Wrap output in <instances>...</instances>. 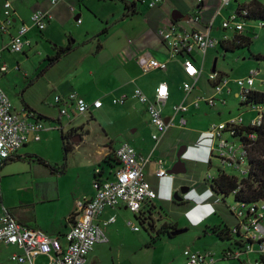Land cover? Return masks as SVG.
I'll use <instances>...</instances> for the list:
<instances>
[{
  "label": "crops",
  "instance_id": "crops-1",
  "mask_svg": "<svg viewBox=\"0 0 264 264\" xmlns=\"http://www.w3.org/2000/svg\"><path fill=\"white\" fill-rule=\"evenodd\" d=\"M233 1L234 4L237 5V7L235 8L232 2V4L228 8L223 10L222 17H218L213 25L211 35L217 39H221L225 34V31H223L221 28V24L224 18L232 15V13L237 10L238 5H243L245 2V0ZM131 2L136 3L137 14L127 17L123 20L122 18L125 16V3ZM214 2L215 0H208L207 4L208 6L212 7V4H214ZM97 3L98 5L110 4L114 7L119 6L122 10V14L119 19L115 18L112 22H104L105 24L111 26L109 32L110 30L112 32L115 28L122 25L124 22L138 17L140 13L143 12L146 17V22H143L146 27V34L137 42L132 41L131 43V40L128 41V43L123 48L118 49V51L117 49H114L113 51H110V49H108V46L104 44L101 39L104 36L95 37L84 47H80L76 52L72 53L69 56H66L68 62H66L64 66L59 67L55 72L52 73V71L54 70L48 68L46 70L44 69L45 72L40 77L38 76L40 74L38 71H35L32 77L26 75V77L29 78L30 81H33V84L30 86V90H27L25 92H23V89L27 86H25L24 88H20L18 87L17 83H14L9 79L10 66H8L9 64L6 61V55L12 56L14 53L9 51L8 49L4 50V48L8 46L11 38L16 34L19 26L27 24L30 27H33L31 18L34 12L38 10L51 11L54 18L50 21L48 26H51V24L54 23L57 24L59 28H62L61 31L64 33L65 43L58 44L53 41V39L45 37L44 31L46 29L44 31H39L36 28H31L30 32L28 33V38L32 41V46L22 52L24 56H28L27 52L34 50L36 47H38L39 41L45 39L46 42H49V46L56 54L55 48L68 46V44L71 42V38L75 39L77 41V44H80V42L84 41L85 36L88 35L89 38H92L96 34H98L103 29L104 25H102L97 33L90 34L89 31H85L84 35L79 38L78 35H76L74 29H72L73 19H75L77 25H82L84 24L82 19V16L84 14L83 7L92 14L96 10L94 11V9L88 2H86V0H73L70 2L65 1L61 2V4L56 7H53L51 5V0H47L45 2H38L36 6L32 8V12L27 18L29 20L24 18L23 13L18 12V9H16V7L14 6V10L16 12V21L14 27L7 34H2L0 32V50H3V62L8 67V71L6 73L0 74V85L13 103L15 112L21 115L24 111H33L36 114L44 116L48 120H58L60 118L62 126L57 125L56 127L53 126V128H51L52 124L51 127L48 125L46 127L47 130L41 133L40 142L43 141V135L45 132L51 131V133L53 132L52 134H54V132L58 130V133L71 132L73 137L69 138V142L74 146L73 153L65 161L63 156L62 138L60 141L62 157L56 159H48L43 157L41 153L37 151V146H39L38 144H36L37 142L30 141L12 158L4 163H0V218L5 214H9L26 228L39 229L46 232L50 236L60 238L63 247L66 248L68 243L66 242L65 236L70 229L69 219L75 212L76 202L83 198L94 197L95 191L93 188V181L95 179V171L97 169H100L102 171V169L99 168V165L103 162V160L106 157L112 155L114 150H116L122 144L129 143L136 149L139 155H151L152 162L146 170L147 180L159 191L160 195L162 196L161 190L168 188V186H170L169 191L173 192L172 200H169L167 202H171L169 203V205L174 209L175 212L171 214L166 211L165 213L163 206L159 205L155 201L153 203L158 208V210L156 209L158 214L168 216V222L173 221L179 229H183L186 226L181 225L183 222V215L186 213L188 214L191 206H194L199 201L197 199L198 197H196L195 199H190V195L188 194L190 191L194 190V187L196 185L202 183L204 192L201 193V197H205V200L213 205V207H211L210 204H208V209L206 208L207 212L209 213L208 218H210V223H207L205 225V228H212L213 226L217 225L215 220H213V215L218 216L215 213H218L216 204L219 202L217 200L218 197L211 191L210 184L206 179L207 176H210V178H215V174L211 172L217 167L216 163H200L204 165L203 168L201 167V169H210V175H207L206 177H203V173L201 171L200 174L197 172V174L192 177H186V163L184 162V159H182L181 161L178 159V154L182 150L183 144L180 145L177 149H173L172 146L168 152L161 151V147H169L170 142H166L164 139L165 137H167L166 135L171 131V129L177 126L176 119L179 118L180 121L182 116L174 117L175 127L171 128L163 136L162 141H164L163 143L161 142L162 144L160 143L161 146L159 145L160 150L158 151L157 149L154 153H152L153 148H155L153 135L157 134V130L152 126L150 122V117L147 113L146 107L140 104L137 100L133 99L132 96L133 92L137 88H140L149 98H153L158 86L162 83H166L169 86L170 97L166 107L163 110V115L166 119L171 117L173 118L174 106L182 103L185 99L183 84L185 82L191 81L185 76L182 61L180 59L170 61L167 60L169 54L166 46L162 43L161 39L158 36V31L165 30L167 28L173 14H175L176 12H178L179 16L183 15L184 18L193 15L195 10L198 8L195 0H166L165 4L153 9L148 6V0H146L145 3H140L137 0H132L130 2L128 0H97ZM1 5L2 3L0 2V12L2 13ZM71 5L75 6V12H71ZM75 13L77 14L75 15ZM211 15L212 11L206 13L205 22L210 21ZM96 16L97 15H95V17ZM77 17L82 20L81 24L77 23ZM184 21L185 19L179 20L177 23L182 26L184 24ZM67 25L71 26L68 27ZM34 29L38 30L40 34H34L32 32ZM99 45L101 46L100 49H98ZM94 46L95 51L92 50ZM212 52L218 53L219 50H210L208 52V56ZM148 54L160 61H168L167 70L172 69L177 73L181 72L183 75L182 83L176 85L169 79L167 75L159 74V72L164 71L158 70L147 74L143 73L140 65L137 62V59L140 56ZM48 57H50V55L47 54V58L44 61H46ZM65 58L61 59L58 64H61ZM195 58L196 65L198 66V58L196 56ZM217 62L218 59L216 58L213 63V68L215 65L217 66ZM19 68L20 67L17 64V70H19ZM250 70H248V72ZM248 72H246V74L243 76H239V79L246 77L248 75ZM220 73H222V77L227 76L223 72ZM27 78L24 79L25 83H28ZM202 78L203 75L200 78L199 83L196 85L197 90L194 89L192 95L188 98L189 102H192V100H194L196 97H200L201 91L203 90L202 85H200ZM3 81H8L11 87H8L7 84H3ZM42 81H45V92H36L34 94H30L32 93V90L37 86V84L42 83ZM207 82L210 84L212 90V95L208 97L214 96L215 98H217L218 102L221 98L225 99L226 101L228 100V97L239 98V91L234 92V90L230 86L231 83L229 84V88L231 89L230 92L228 91L229 89H225L222 95H215V91L213 85L209 80V77L206 83ZM71 93L78 94V96L85 99L90 104H92V102L101 100L103 102V108L93 109L91 112L85 115L77 116L72 121H69L65 117L62 118L59 115V107L54 104L55 97L66 96ZM123 95L129 96L124 104L116 105L113 103L114 99L118 97L121 98ZM203 104L205 103H201V106L198 109L190 106L188 112L183 114L185 119L187 116L188 120L186 119V121H188V123L189 118L198 117L199 115L207 116L209 112H215L218 118H221L225 111H227L228 117L226 120L222 121L223 123L225 121L227 122L234 116L232 115L233 110L231 108L221 105L220 103H218L215 108H211L206 104ZM110 115L114 116L116 120L113 123H109V125H114L117 126V128H121L114 135L107 130L108 127L104 125L102 121L110 117ZM246 122L248 123L249 121L245 120V123ZM86 131H88L89 134H87ZM81 134H84L83 137L79 136ZM193 135H195L194 132L192 135L187 134L186 138L188 139L186 141L189 142ZM80 138H82V140L77 143ZM174 152L177 154V160L174 159ZM29 154L39 156L40 158L47 161L51 166H57L58 170H61L62 166L64 165L66 170L64 173H61L60 171L58 173H55L54 171L44 167L43 165H40L34 161H29L28 158L17 159L18 156L26 157ZM168 157L169 159L171 158V161H174L175 166L172 168L170 165L171 161H169ZM160 159L166 160L165 168L168 171L173 170L179 163L182 164V167H179L180 171L178 173L169 175V177L171 178L165 177L164 179H162L161 177H157L156 175V172L159 169L157 160ZM217 168L218 171L219 169H221L220 166H218ZM118 169L119 168H116L113 171H109L107 168H105L103 173L99 175V178L103 180L112 179L114 173ZM224 172H226V170H224ZM70 177L75 178L74 182L72 183V187L67 184ZM158 179L163 180L160 185H158ZM184 187H188L189 190L191 188V190L188 193L183 194V200L181 202H176L174 200V195L176 194V192H180L181 194V190ZM175 202L178 204L182 203V205H175ZM212 202H214V204H212ZM153 203L149 202L147 204L150 205ZM183 203H188L189 205ZM208 210H212V215ZM120 211L129 212L132 215L134 226L140 228V223L136 219V216L139 215H134L127 209L126 206L119 205L116 208H106L103 214L100 216L99 221L102 222L108 221L111 218H115V222L109 224L106 227V230L110 227V225L117 223V214ZM213 211H215V213H213ZM153 218H155V215ZM140 231L141 229L137 232ZM203 236L205 237L207 235L203 233ZM98 246H96V248ZM96 248L94 252L90 254L88 258V264H101L99 256L95 255ZM188 249L195 250V248ZM0 250L7 251V259H9V261L11 260L10 257L13 254H23V251L20 248L6 245L4 243H0ZM216 258H221V253H218V257L216 256ZM258 258L259 256L255 260H257ZM12 263L13 262L10 261L6 262L5 264ZM34 264L54 263L52 262L51 257L43 255L36 258ZM181 264H185L184 255L182 256Z\"/></svg>",
  "mask_w": 264,
  "mask_h": 264
},
{
  "label": "built area",
  "instance_id": "built-area-1",
  "mask_svg": "<svg viewBox=\"0 0 264 264\" xmlns=\"http://www.w3.org/2000/svg\"><path fill=\"white\" fill-rule=\"evenodd\" d=\"M70 2L73 0H51L53 7L58 6L61 2ZM208 0H195L197 9L191 18L184 22L182 26L173 21L168 23L165 30L158 31V36L168 51V61L176 60L183 56L182 66L186 77L191 82L183 84L185 99L179 105L174 106V116L166 121L163 110L166 107L170 92L169 86L162 83L156 89L154 98H149L140 89H137L134 98L140 104L146 106L152 126L157 130L153 135L156 142L155 149L162 141L163 136L169 129L175 127L174 117L182 116L180 119L181 127L186 125V119L183 114L188 112L189 107L193 106L198 109L201 103H205L211 108H215L218 103L226 105V100L217 101V98H197L189 102L188 98L192 95L196 85L199 83L204 70V63L208 52L218 47L221 41H234L241 35L245 34L248 26L249 11L242 8L240 12H234L227 18H224L221 28L225 31L223 38L220 40L213 37V25L222 12L227 8L232 0H215L212 7L208 6ZM252 1V0H249ZM2 3L1 11L3 18L0 22V32L7 34L15 24V10L13 0H0ZM145 3L146 0H138ZM166 3V0H148L150 8H156ZM203 8V9H201ZM71 12H75V6H70ZM212 11L209 22H205V15ZM54 16L51 11L38 10L34 12L31 18L33 27L27 24L19 26L16 34L11 38L8 46L4 48L13 53H22L25 49L32 46V41L28 38L31 28L44 31ZM78 24L82 20L77 21ZM264 27V23H257L256 27ZM228 33V34H227ZM132 43V41H130ZM3 50H0V74L8 71L7 65L3 62ZM198 58V66L196 58ZM168 61H160L150 54L140 56L137 59L143 73L147 74L156 70H166ZM260 70L251 69L244 78L234 80L239 89L238 97L245 101V95L254 91L256 80L260 76ZM209 80L213 85L215 95H222L225 89L229 88L230 80L222 77L220 73H211ZM233 82V81H232ZM128 97L123 95L115 100V104L124 103ZM241 101V102H242ZM54 104L59 107L61 116L68 120L76 116L85 115L93 109L103 107L101 100L88 103L85 99L76 93L66 96H56ZM257 116L251 119L247 124L251 126H261L264 123V106H255L251 109ZM32 112L24 111L21 115L14 110L13 103L0 85V163H4L23 148L30 141L40 142L41 133L46 130L42 123H37L33 118ZM245 120L242 115L234 117L227 122L214 124L209 130V135L216 144L213 145V154L217 155V160L221 168H230L243 175L248 173L247 151L241 145L230 141L229 136H233L237 127H245ZM255 139L250 135L249 140ZM235 146H239L241 154L238 155ZM116 156L120 162L119 169L114 173L112 179H100L93 183L95 195L92 198H83L76 202L75 223L70 225L66 235L67 248L63 249L62 243L51 237L46 232L39 229H29L19 224L12 216L5 214L0 218V243L15 245L24 251L25 256L14 255V261L20 264H34L38 256H50L54 264H88V257L92 254L98 245L109 243V237L106 227L115 222V218L108 221H99L100 216L106 208H116L119 205L126 206L132 213L138 214L144 205L148 202H154L158 199V192L147 180V166L151 163V156L143 157L139 155L136 149L129 143L122 144L116 150ZM157 176H167L164 169V161L159 160ZM1 166V165H0ZM98 175L101 173L97 170ZM210 178V176H208ZM233 210L239 218L245 217L244 211H239L235 206ZM251 217L246 224L242 225V231L247 232V236L254 244L249 246L246 252L236 253V257L242 256L251 251H256L259 258L264 257V203L253 205L249 208ZM249 224L248 226H246ZM128 226L134 231H139V227L134 226L132 221ZM55 257H53L54 255ZM56 255L58 257H56ZM248 255V254H247ZM185 264H218L223 262V257L216 258L210 252H199L191 249L184 251ZM252 264H264L259 260ZM245 264H251L243 259ZM229 264V263H225Z\"/></svg>",
  "mask_w": 264,
  "mask_h": 264
},
{
  "label": "rangeland",
  "instance_id": "rangeland-1",
  "mask_svg": "<svg viewBox=\"0 0 264 264\" xmlns=\"http://www.w3.org/2000/svg\"><path fill=\"white\" fill-rule=\"evenodd\" d=\"M47 0H14V6L16 9H18V12L23 13L24 18H28L30 16V13L32 12V8L36 6L38 2H45ZM129 2L132 0H128ZM264 4V0H259ZM91 7L94 9V13H90L83 7V22L82 25H77L75 22V19H73L72 22V29H74L76 35H78L79 38H81L85 31H89L90 34L97 33L102 25H104V22L109 21L112 22L115 18L119 19V17L122 14L121 8L114 7L113 5L107 4V5H98L97 0H86ZM248 0H245L244 4L247 3ZM233 5L235 8L237 7L236 4ZM233 6V8H234ZM80 12V11H79ZM78 12V13H79ZM77 13H75L76 15ZM95 15H97L95 17ZM3 18V13L0 12V22ZM145 15L143 12L140 13L138 17L133 18L132 20H128L124 22L122 25L115 28L112 32L110 30L109 34L107 36L102 37V41L104 44L108 46V49L110 51H113L114 49H121L123 48L128 41H135L137 42L140 40L145 34H146V27L143 22H146ZM107 19V20H106ZM29 20V19H27ZM68 27L71 25H67ZM62 28H59L57 24L52 23L51 26H47L46 30L44 31V35L47 38L53 39L56 43H65L64 40V33L61 31ZM247 31L245 32L249 36L251 35V31H255L257 36L253 41V45L251 47V50L248 51L247 49L242 50H236L233 53H225L224 49L219 47V52H212L209 54V56L205 60V68L203 70V78L200 82V85H202L203 90L201 91L200 97H207L212 95V90L210 87V84L206 81H208L209 74L212 73L213 63L214 60L217 58V70L218 72H223L227 76L225 79L230 80L231 88L234 90V92L239 91L236 84H234L232 81L239 79V76H243L248 72V70L255 68L260 70V77L256 80L254 89L257 91H264V60H259L257 58H253L252 56H264V28L261 27H255L253 23H249L247 26ZM34 34L39 33L38 30L34 29L32 31ZM40 34V33H39ZM95 51V46L92 49ZM47 54L50 55V57H54L55 52H53V49L49 46V42H46L45 40H40L38 47H36L34 50L27 52L28 56H24L22 53H14L12 56L6 55V61L8 62V66H10L9 70V79L17 83L18 87L24 88L27 83H25L24 79L27 78L26 75L32 77L33 73L35 71H38L40 74L44 72V69L49 65L50 61L46 60ZM67 57L64 59V61L61 64H55L51 66L49 69H53L55 72L59 67L64 66L67 61ZM17 64L19 65V70H17ZM40 69V70H39ZM38 73V74H39ZM51 73V74H52ZM159 74H164L169 77V79L175 83L176 85H179L183 81V75L181 72L173 71L172 69H168L164 72H159ZM263 78V79H261ZM3 84H7L8 87H11L8 83V81H3ZM41 84V85H40ZM45 81H42V83L37 84V86L32 90V93L34 94L36 92H45L44 85ZM29 94V95H30ZM217 97V96H216ZM119 98V97H118ZM223 98L219 99L221 101ZM241 98H235V97H228V108H231L233 110L232 115L233 117H239L242 115L245 120L249 121L252 118L257 116V113L254 111H251L249 108L240 106ZM16 104V102H15ZM205 105V104H203ZM220 107V105H219ZM60 115V111H59ZM58 115V116H59ZM112 115V114H111ZM108 117L105 120H102L104 125L108 127V131L111 132V134H115L118 132L121 128H117V126L109 125V123H113L116 118L114 116ZM57 116V117H58ZM61 117V116H60ZM228 117V112L225 111L223 116L221 118H218L217 114L215 112H209L207 116L199 115L198 117L189 118L188 125L183 128L179 125L178 122L179 118L176 119L177 126L166 135L165 141L170 142L169 147H161V151L168 152L170 148L173 146V149H177L180 145H184V143L188 138H186L187 134L192 135L193 132L195 135L192 136V138L189 140V145L194 147L193 145H198L202 147V150L205 149L202 152H205V160L202 159V156L199 155V152L201 149H198L197 151L192 150V148L189 146L188 149H186V152L191 154L187 157L186 168H187V174L186 177H192L197 172L200 174V171L203 173V177H206L207 175H210V169H201L203 168V164L200 163H208L209 164V158L217 157L216 154H213L212 147L216 142L210 137L209 130L214 124L223 123L222 121L226 120ZM64 118V117H62ZM186 119L188 120L187 116ZM226 122V121H225ZM41 123L44 125V127H47L48 125L51 127H56L59 125L55 122H49L47 120L41 121ZM51 130V129H50ZM202 132V133H201ZM53 133V132H52ZM51 131H47L43 135V141L37 142L39 146H37V151L41 153V155L48 159H56L59 157H62L61 147H60V141H61V134L58 133V130L52 134ZM56 133V134H55ZM99 134V133H98ZM202 135H206V145L202 144L204 142V139L201 137ZM50 140V141H49ZM163 140V141H164ZM162 141V143H163ZM161 143V144H162ZM181 143V144H180ZM160 144V146H161ZM160 146L158 148V151L160 150ZM188 146V145H187ZM205 146H207L205 148ZM191 148V149H190ZM235 150L238 155L241 154V149L239 146H235ZM160 153V152H158ZM175 153V152H174ZM176 153L174 155V159L177 160ZM163 157V156H162ZM169 159V157H168ZM173 159V157H172ZM171 161V158L169 159ZM216 163L217 167L220 165L219 161H214ZM219 163V165H218ZM171 168L174 167V161L170 162ZM215 168L212 170L211 173L215 174V177L218 174V168ZM42 168V167H41ZM203 170V171H202ZM226 172L231 175L235 176L238 179H242L243 175L239 172H236L230 168L226 169ZM71 176V175H70ZM169 177V176H168ZM208 177V176H207ZM171 178V177H169ZM68 185L72 187V183L74 182L75 178L70 177L68 179ZM160 185L163 180L158 179ZM169 187L161 190L162 198L159 201H156L159 205L163 206L164 212L166 211L168 213L173 214L175 211L174 209L169 205L171 202H167V200H172L173 198V192L169 191ZM204 192V187L199 186L195 190H192L189 192L188 195H190V199H195L198 197V200H203L205 197H201V193ZM218 200V198H217ZM194 201V200H193ZM227 203L230 205H234V199L233 197L228 198ZM195 202V201H194ZM199 203V204H198ZM194 206L196 208H200L201 205L204 206L205 204H210L208 201L204 202H198ZM173 206V205H172ZM206 207L201 208V211L198 213H193L191 217L195 221H189L190 218L186 217L187 213L183 215V222L182 226H185L183 229H188L187 232L180 234L176 236L174 239H168L166 237H162L161 240H159L156 244H154L153 248L147 249L146 243H151V236L153 238L157 237V233L152 231L147 232L143 228L140 232L134 231L132 227L128 226V221L132 220V215L127 211H120L118 212V221L116 224L110 225L109 228H107V234L109 236V243L106 245H101L96 248L95 255L99 256L101 264H181L182 263V256L183 251L187 248H195V250L199 251H206L211 252L215 254L218 257V253H221V250L223 247H228V242H222L219 239H217L214 236H203V230L205 228V225L207 223H210V218H206L209 213L205 211ZM155 220L158 222L157 228H160V230H165L163 228L164 225L170 224L169 217L164 216L163 214L159 215L158 213L155 214ZM212 215V214H211ZM210 215V217H211ZM171 220V219H170ZM213 220L219 225L221 224V218L220 216H214ZM156 223V222H155ZM182 230L177 228L176 231ZM164 232V231H163ZM175 232V231H173ZM248 254V255H247ZM247 254L243 255L242 258L246 259V261L250 262L251 264L255 262V259L259 256L256 251L248 252ZM7 251L6 250H0V264H5L6 262H10L9 259H7ZM13 264V263H12ZM218 264H225V262L218 263ZM232 264V262H231ZM235 264V263H234Z\"/></svg>",
  "mask_w": 264,
  "mask_h": 264
},
{
  "label": "trees",
  "instance_id": "trees-1",
  "mask_svg": "<svg viewBox=\"0 0 264 264\" xmlns=\"http://www.w3.org/2000/svg\"><path fill=\"white\" fill-rule=\"evenodd\" d=\"M243 7H247V9L249 11V16H248L249 21L256 22V23H264V4L261 1L252 0L251 2L245 3V5H243ZM201 9H203V8H201ZM124 14H125V16L122 18L123 20L127 17H130L134 14H137L136 13V3L135 2L125 3V13ZM110 27L111 26L104 23L103 29L98 34H96L94 37L89 38L87 35V36H85L84 41L80 42V44H77V41L75 39L71 38V42L68 44V46L55 48L56 54L54 55L53 58L48 57L47 60H49L50 63L46 67V69L57 64L61 59L65 58L66 56H69L72 53L76 52L80 47H84L90 41H92L95 37L107 35L109 33ZM251 36H254V35L252 34ZM251 36H249L248 34L245 33L234 41H231V40L230 41H221L218 45L217 50H219V47H220V48L224 49L225 53H233L236 50H242V49H247L248 51H250L251 47L253 45V41H254V39ZM100 48H101V46L99 45L98 49H100ZM252 57L257 58L259 60H264V56L259 55L257 57L256 56H252ZM177 59H180L183 62L184 57L179 56ZM215 68L217 70V66ZM45 70H44V72H45ZM156 71H158V70H156ZM159 71H165V70H159ZM44 72H42V74ZM212 72H214L213 69H212ZM42 74H39L38 76L40 77V76H42ZM27 80H28L27 81L28 83L26 84L27 87H25L23 89V92L30 90V88H31L30 86L33 84L32 80L30 81L29 78H27ZM137 89H140V88H137ZM136 90L132 94L133 99H135L134 94H135ZM195 90H197V87H195ZM126 96L129 98L128 95H126ZM197 98H199V97H196L194 100H196ZM203 98H205V97H203ZM117 99H119V98L114 99L113 103ZM194 100H192V102ZM124 103H122V104H124ZM187 103H189V101H187ZM224 106H227V102H226V105H224ZM240 106L249 108L250 110L255 106H264V91L255 90V91H251L250 93L246 94L245 95V101H242V103H240ZM28 109H30V108H28ZM33 114H34L33 118L35 119V121L37 123H41V121H43V120H48L44 116L36 114L35 112H33ZM91 119H92V117H91ZM48 121H50V122L56 121V123H58L60 126H62L61 122H60V118L58 120L49 119ZM179 125H180V122H179ZM187 125H188V121H186V125L183 128H185ZM235 131H236V133L233 136H229V139L231 142L239 144L242 146V148L246 149L247 154H248V157H247L248 173L242 179H238L235 176H231V175L227 174L226 172H224L225 169L221 168V169H219V171H218L219 173L217 174V176L215 178L207 177L206 180L210 184L211 191L213 193H215V195L218 197L219 203L217 204V209H218L217 215L220 216L222 222H221V224H219V225L217 224V225L213 226L212 228L211 227L210 228L209 227L204 228L203 233L205 235L214 236L222 242H228V247H226V248L223 247V249L221 251V257H223V260H222L223 262L229 263V264H231V262H232V264H234V263L235 264H245L243 258L241 259V258L236 257V253L237 252L238 253L246 252L248 247L253 245L254 242L251 239H249V237L247 236V232L242 231V225L246 224L247 221L251 217L248 214L249 208L255 204L260 205V204L264 203V123L261 126H256V127L251 126L249 124H245V127H244V125L242 127H237L235 129ZM86 133L89 134L88 131H86ZM60 134H61L62 144H63V156H64V160L66 161L74 151L73 144L69 142V138H71L73 136H72L71 132L70 133L61 132ZM83 135L84 134H81L79 136L83 137ZM250 135H254L255 139L249 140ZM201 137L204 139V142H202V144H205L206 140H207L206 135H202ZM155 145H156V142L154 141V146ZM187 145L189 148V146H190L189 143H187V144L185 143L182 147H186ZM193 146L194 147H192V146H190V147L194 151L201 149L199 152V155L202 156V159L205 160V158H204L206 156L205 152H202L205 149L202 150V147H200L198 145H193ZM206 147L207 146H205V148ZM116 150H114L112 155L106 157L103 160V162L99 165V168L102 169L101 173H103L105 168H107L109 171H113L116 168H119L121 166L120 162L116 156ZM190 155L191 154H189V153H186L184 155V159L186 160V161L184 160L185 162H187V157ZM24 158H28L29 161H34L40 165H43L44 167L51 169L55 173H58L59 171L61 173H64L66 170L64 165L62 166L61 170H58L57 166H51L50 164H48L47 161H45L44 159H42L39 156H36L34 154H29L26 157H21V156L17 157V159H24ZM163 161H164V168H165L166 160L163 159ZM208 161H209V163H211V162L217 161V158L212 156L211 158H209ZM97 170L95 171V179H94L93 183L100 180L99 175L101 173L98 175ZM230 197H233L234 205H230L227 203L226 200ZM153 204L144 205L143 209H141V211L139 213V216H136L137 217L136 219L139 221L141 228L145 229L148 233L149 232L152 233V231L157 233L156 234L157 237L153 238V236H151L152 237L151 243H146L147 249L153 248L154 244H156L159 240H161L162 237H166L168 239H174L175 236H173V231H176L178 228L173 221H170V224L163 226V228H165V229L168 226L167 230L161 231L159 228H157L158 222L155 223V219L153 218V216H154V213L156 212V209L158 210V208L155 204L154 205ZM183 204L189 205L188 203H183ZM175 205H182V203L178 204L175 202ZM235 206L238 208L239 211H241V210L244 211L245 217L243 219L239 218L237 213L233 210V208ZM219 212H220V215H219ZM75 218H76V216L73 215L69 219L70 225H73L75 223ZM129 221H131V220H129ZM70 225H69V227H70ZM248 225L249 224H247L246 226H248ZM169 226H173V227L169 228ZM51 237H53V236H51ZM53 238H56V237H53ZM65 238H66V236H65ZM56 239H58L61 242L60 238H56ZM6 245H8V244H6ZM11 246H15V245H11ZM15 247H18V246H15ZM66 248H67V246H66ZM66 248L63 247V249H65V251H66ZM14 255L25 256L24 251H23V254H16V253L13 254L10 257V259H11L10 261L15 263V264H20V263L14 261L12 259L14 257ZM48 257H50V256H48ZM53 257H55V255ZM56 257H58V256L56 255ZM259 260L261 262H264V257L263 258L260 257Z\"/></svg>",
  "mask_w": 264,
  "mask_h": 264
},
{
  "label": "clouds",
  "instance_id": "clouds-1",
  "mask_svg": "<svg viewBox=\"0 0 264 264\" xmlns=\"http://www.w3.org/2000/svg\"><path fill=\"white\" fill-rule=\"evenodd\" d=\"M232 2H233V0H232ZM232 2H231V4H232ZM248 2H251V1H249L248 0ZM230 4V5H231ZM229 5V6H230ZM243 5H245V4H243ZM243 5H238V8H237V10L235 11V12H240V10L242 9V8H247V7H243ZM228 6V7H229ZM227 7V8H228ZM226 9V8H225ZM191 16L192 15H190L188 18L190 19L191 18ZM222 17V16H221ZM80 19V18H79ZM79 19H77V21L79 20ZM189 19H187V20H185L184 22H186V21H188ZM247 19H248V17H247ZM171 21H173L174 22V20H173V18H171ZM178 22V21H177ZM177 22H174V23H177ZM249 23H253L254 25H255V27H256V25H257V23L256 22H251V21H249L248 20V24ZM178 24V23H177ZM258 27V26H257ZM264 28V27H263ZM246 31H247V29H246ZM254 35V36H251V35ZM251 37L253 38V39H255L256 38V36H257V34H256V32L253 30V31H251ZM223 38V37H222ZM221 38V39H222ZM217 39V38H216ZM221 39H218V40H220L221 41ZM216 49H218V47L216 48ZM215 50V49H214ZM208 56V55H207ZM212 73H220V72H218V70H216V68H215V71L214 72H212ZM211 74V73H210ZM209 74V75H210ZM221 75H222V73H220ZM186 76V75H185ZM257 90V89H256ZM254 91H255V89H254ZM252 111V110H251ZM60 116H61V114H60ZM82 116V115H81ZM61 117H63V116H61ZM77 117V116H76ZM75 117V118H76ZM66 118V117H65ZM74 118V119H75ZM74 119H72V120H74ZM72 120H69V121H72ZM169 120V118L168 119H166V121H168ZM47 130V129H46ZM162 142V141H161ZM160 142V143H161ZM160 145V144H159ZM159 145L157 146V148L155 149H153V153L158 149V147H159ZM120 147V146H119ZM186 149H188V146H186ZM187 152H186V150L184 151V153L181 155V160L182 159H184V155L186 154ZM149 156H151V155H149ZM143 157H148V156H143ZM178 159H179V157H178ZM160 160H162L163 161V159H160ZM180 160V159H179ZM159 160H157V162H158ZM152 162V161H151ZM151 164V163H150ZM149 164V165H150ZM158 164V163H157ZM148 165V166H149ZM148 166H147V168H148ZM159 166V165H158ZM220 166V165H219ZM159 168H160V166H159ZM220 168H221V166H220ZM166 171H167V176H165L166 178L169 176V175H171V174H169V171L166 169V168H164ZM98 170H100V169H98ZM226 170V169H225ZM101 171V170H100ZM158 171V170H157ZM156 175H157V173H156ZM158 177V176H157ZM165 177H161L162 179H164ZM149 182V181H148ZM150 183V182H149ZM151 184V183H150ZM152 185V184H151ZM153 186V185H152ZM198 186H202V183L201 184H198V185H196L195 187H194V190L198 187ZM154 187V186H153ZM155 188V187H154ZM190 190H191V188H190ZM189 190V191H190ZM157 192H158V199H156L155 201H157V200H159V199H161L162 198V196L160 195V193H159V191L158 190H156ZM188 191V192H189ZM177 193V192H176ZM179 194H180V192H178ZM175 196V195H174ZM180 196L183 198V194H180ZM175 200V199H174ZM154 201V202H155ZM167 201H169V200H167ZM204 201H206L205 199H204ZM203 200H199L198 202H204ZM149 203V202H148ZM150 203H153V202H150ZM147 204V203H146ZM212 204H214V202H212ZM218 204V203H217ZM216 204V205H217ZM205 206H207L206 208L208 209V205H204V206H202L201 205V207L199 208H196L195 206H191V208L189 209V212H188V214L186 215V217H189L190 218V220H188V221H195V220H193V218L191 217V215H193V213H198V212H200V210H201V208H203V207H205ZM210 206L211 207H213V205H211L210 204ZM128 209V208H127ZM143 209V208H142ZM129 210V209H128ZM130 211V210H129ZM201 211H203V210H201ZM205 211L207 212V210L205 209ZM211 214H212V210H208ZM131 212V211H130ZM132 213V212H131ZM156 213H158L157 211L154 213V215L156 214ZM213 213H215V211H213ZM132 214H134V213H132ZM215 214H217V213H215ZM134 215H139V213L138 214H134ZM156 216V215H155ZM209 217V215L206 217V218H208ZM132 221V220H131ZM133 222V221H132ZM196 222V221H195ZM134 223V222H133ZM176 237V236H175ZM188 249V248H187ZM187 249H185V250H187ZM184 250V251H185ZM192 250V249H191ZM195 251V250H194ZM199 252H201V251H199ZM211 253V252H210ZM213 254V253H212ZM183 255H184V252H183ZM215 255V254H214Z\"/></svg>",
  "mask_w": 264,
  "mask_h": 264
},
{
  "label": "water",
  "instance_id": "water-1",
  "mask_svg": "<svg viewBox=\"0 0 264 264\" xmlns=\"http://www.w3.org/2000/svg\"><path fill=\"white\" fill-rule=\"evenodd\" d=\"M176 13L173 14V16H172L174 22H177V21L183 20V19H185V20L189 19L188 17L184 18L183 15L179 16L178 12H176ZM77 19H79V17H77L76 20ZM215 67H216V65L214 66L213 71H215ZM81 140H82V138H80L77 143H79ZM185 150H186V147H182V150L178 154L180 161H181V155L184 153ZM179 167H182V164H180V163L177 164V166L173 170L169 171V174L178 173L180 171ZM188 191H189L188 187H184L181 190V194H186V193H188ZM174 199L176 202H181L183 200V198L180 196V194L178 192L175 194ZM187 231H188V229H182V230L175 231V232H173V236H178V235L183 234Z\"/></svg>",
  "mask_w": 264,
  "mask_h": 264
},
{
  "label": "flooded vegetation",
  "instance_id": "flooded-vegetation-1",
  "mask_svg": "<svg viewBox=\"0 0 264 264\" xmlns=\"http://www.w3.org/2000/svg\"><path fill=\"white\" fill-rule=\"evenodd\" d=\"M154 217V216H153ZM154 219H156V218H154ZM155 222L157 223V221L155 220ZM173 226H169V228H172ZM167 228H168V226H167ZM167 228L165 229V230H167ZM160 229V228H159Z\"/></svg>",
  "mask_w": 264,
  "mask_h": 264
}]
</instances>
